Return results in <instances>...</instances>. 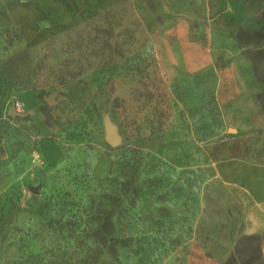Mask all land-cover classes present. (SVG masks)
<instances>
[{
  "label": "rangeland",
  "instance_id": "1",
  "mask_svg": "<svg viewBox=\"0 0 264 264\" xmlns=\"http://www.w3.org/2000/svg\"><path fill=\"white\" fill-rule=\"evenodd\" d=\"M259 96L264 0H0V264H222L264 211Z\"/></svg>",
  "mask_w": 264,
  "mask_h": 264
},
{
  "label": "trees",
  "instance_id": "2",
  "mask_svg": "<svg viewBox=\"0 0 264 264\" xmlns=\"http://www.w3.org/2000/svg\"><path fill=\"white\" fill-rule=\"evenodd\" d=\"M264 107V96H259ZM264 233L242 235L222 264H264Z\"/></svg>",
  "mask_w": 264,
  "mask_h": 264
},
{
  "label": "water",
  "instance_id": "3",
  "mask_svg": "<svg viewBox=\"0 0 264 264\" xmlns=\"http://www.w3.org/2000/svg\"><path fill=\"white\" fill-rule=\"evenodd\" d=\"M54 95H49L45 98L47 105L51 106L55 104ZM13 115H24L12 111ZM104 131H105V141L111 147H116L120 144V136L118 135L115 126L109 121V119H104Z\"/></svg>",
  "mask_w": 264,
  "mask_h": 264
},
{
  "label": "crops",
  "instance_id": "4",
  "mask_svg": "<svg viewBox=\"0 0 264 264\" xmlns=\"http://www.w3.org/2000/svg\"><path fill=\"white\" fill-rule=\"evenodd\" d=\"M21 99L22 101L27 105V106H32L34 103L33 97L31 95H29L27 92H23L21 94ZM264 197V195H260V198ZM264 200H259V203H261ZM257 224H255V231H253L252 233L249 234H261L264 233V211H261V213H257Z\"/></svg>",
  "mask_w": 264,
  "mask_h": 264
},
{
  "label": "built area",
  "instance_id": "5",
  "mask_svg": "<svg viewBox=\"0 0 264 264\" xmlns=\"http://www.w3.org/2000/svg\"><path fill=\"white\" fill-rule=\"evenodd\" d=\"M12 110L17 111L18 113H24L26 111V108L24 107L23 103L14 101L12 104Z\"/></svg>",
  "mask_w": 264,
  "mask_h": 264
}]
</instances>
